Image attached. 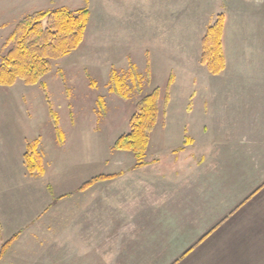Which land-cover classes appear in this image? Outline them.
Instances as JSON below:
<instances>
[{"label": "crops", "instance_id": "1", "mask_svg": "<svg viewBox=\"0 0 264 264\" xmlns=\"http://www.w3.org/2000/svg\"><path fill=\"white\" fill-rule=\"evenodd\" d=\"M143 1L132 8L145 14ZM212 3L186 0L185 13L192 19L193 38L195 13L204 14L196 26L199 38L192 41L196 45L216 15L224 16V67L210 73L200 61L201 48L188 60L186 86L171 89L172 103L161 118L163 127L175 124L184 137L176 143L157 141L154 159L160 161L154 169L147 163L133 166L132 154V165L116 172L139 177L127 186L128 214H116L119 203L113 200L110 214L62 215L57 217L59 229L51 230L56 216L48 214L49 208L57 199V205L67 203V196L59 199L61 193L28 171L24 153L36 138L23 143L15 161L0 153V249L17 233L0 264H264V0ZM109 4L112 15L126 11ZM210 7L211 12L204 11ZM20 163L23 177L17 180L14 164ZM148 168L155 171L149 176L154 182H146ZM20 181L26 182L21 204L11 186ZM80 185L70 190L75 196L83 192ZM152 186L155 197L148 198ZM100 187L98 182L89 189L98 193ZM78 199L75 212L82 211ZM93 199L92 212L105 201ZM41 222L50 225L37 230ZM104 222L112 225L100 229Z\"/></svg>", "mask_w": 264, "mask_h": 264}, {"label": "rangeland", "instance_id": "2", "mask_svg": "<svg viewBox=\"0 0 264 264\" xmlns=\"http://www.w3.org/2000/svg\"><path fill=\"white\" fill-rule=\"evenodd\" d=\"M137 1L0 0V59L11 46L8 41L10 33L25 16L58 7L70 11L86 7L89 11L82 42L66 55L52 59L48 72L39 82L25 84L17 79L12 85H0V153L11 156L15 161L17 156L21 157L23 143L31 138L38 140L39 137L41 146L35 150V163L43 170H35L34 176L39 179L36 180L51 187L54 193H61H58L61 195L59 199L67 196V203L57 205V199L49 208L50 211L47 210L48 214L56 216L51 223L54 226L51 230L59 229L57 217L62 215L110 214L113 200L119 203L114 208L116 214H128L129 209L125 206L127 186L139 177H123L122 173H116L132 165L133 153L115 149L113 143L118 136L129 131L130 117L137 101L154 88L158 89L157 117L160 120L149 134L143 158L145 163L133 166L141 167L147 163L154 169L157 161L154 156L160 150L157 141L167 139L176 143L184 137L182 128H177L175 124L165 128L161 120L167 106L172 103L171 89L186 86L187 69L191 62L188 60L197 57L199 48L201 56L203 37L201 44L197 42L196 45L192 41L199 38L200 29L198 31L196 26L200 27L204 14L195 13L193 38V23L188 24L192 19L185 13L186 0H144L142 8L146 10L145 14L136 7L132 8ZM206 2L213 6L212 0ZM109 3L112 7L124 6L125 13L122 15L119 9L118 14L112 15L108 11ZM204 11L211 12V7ZM218 15L222 14H217L214 20ZM131 65L140 75L134 83L129 77ZM111 71L123 79L121 92L125 96L111 89ZM53 116L63 135L62 144L65 141L61 147L57 145ZM164 161V166L169 167V155ZM14 166L17 168L15 178L19 180L23 173L18 172V168L22 169L24 165L20 163ZM99 170L101 173L95 174ZM153 172L147 169V183L154 182L150 178H153ZM100 174L116 175L93 182H99L101 186L98 193L89 189L93 183L83 189L80 195L75 196L70 191L75 185H82ZM16 185L11 186L18 189H15L18 194L15 197L21 204L20 199L25 196L21 188L26 187V182L20 181ZM155 192L152 186L147 190V197L154 198ZM108 196L110 202L106 200ZM76 197L82 203V211L79 212L74 211ZM101 198L105 199L104 203L92 212L91 199ZM108 224L109 227L112 225L104 222L99 228L105 229ZM48 225L41 222L37 230H44Z\"/></svg>", "mask_w": 264, "mask_h": 264}, {"label": "trees", "instance_id": "3", "mask_svg": "<svg viewBox=\"0 0 264 264\" xmlns=\"http://www.w3.org/2000/svg\"><path fill=\"white\" fill-rule=\"evenodd\" d=\"M89 11L86 7L70 11L58 7L46 11H36L22 18L10 33L8 41L11 46L0 59V85H12L17 79L25 84H34L48 72L50 62L75 49L83 40ZM223 17H218L207 27L202 39L200 61L207 70L218 73L224 67L221 46ZM129 77L132 82L138 81L140 75L130 66ZM111 89L122 96L123 79L111 71ZM158 109V89L140 98L135 104V111L130 117V128L121 134L113 143V148L131 151L136 159L135 166L143 165L149 134L156 123ZM53 114V113H52ZM54 115V114H53ZM53 125L57 132V140L61 143L63 135L57 128V119L53 116ZM39 141L34 140L26 145L24 160L29 172L42 167L35 163V150ZM116 175V174H115ZM114 174L98 175L79 186L83 190L98 179L114 177ZM17 233L3 242L0 256L16 238Z\"/></svg>", "mask_w": 264, "mask_h": 264}]
</instances>
